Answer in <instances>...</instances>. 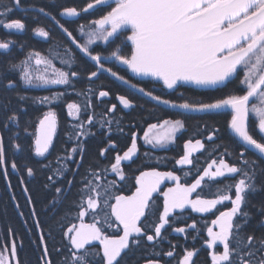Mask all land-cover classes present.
Listing matches in <instances>:
<instances>
[{
    "label": "snow or ice",
    "instance_id": "obj_1",
    "mask_svg": "<svg viewBox=\"0 0 264 264\" xmlns=\"http://www.w3.org/2000/svg\"><path fill=\"white\" fill-rule=\"evenodd\" d=\"M98 5L106 14L93 19L90 25L81 26L80 35L87 37L84 42L58 19L78 18L81 13L96 10ZM18 11H31L34 19L47 17L91 62L90 69L81 72L73 67L75 54L70 47L63 50L64 56L70 58H60V63L67 66V70H62L53 62L56 57L27 50L23 43L9 38L12 30L22 33L27 29L25 20L15 16ZM86 28L90 30L85 31ZM0 30L4 32L0 36V93L4 94L0 95V175L11 190L9 169L17 174L23 172L29 178L34 177L37 170L47 173L44 187L54 192L44 208L53 216L54 227L49 229L48 236H52L56 227L62 233L61 243L52 245L57 255L53 260L40 221H34L36 228L41 230L39 264H129V258L142 248L146 252L144 264H195L194 257L199 249L185 248L177 256V245L166 234L169 229L185 234L188 228H197L195 221L186 227L175 226L181 217L174 214H184L189 208L194 213H208L214 209L219 212L211 220L212 227L206 229V247L211 250L209 264H264V231L259 235L256 231L264 229V0H90L82 8L64 7L55 13L42 5H25L24 0H7L0 6ZM32 31L45 40L51 39V31L43 26H35ZM98 41L111 46L107 55L102 56L92 47ZM128 42L130 54L124 51ZM13 48L27 54L23 59L15 58ZM56 56H60L58 50ZM33 61L36 69L44 66L43 72L33 68ZM106 61L123 68L132 77L161 82L162 88L176 98H166L132 83L118 75L113 67L106 66ZM104 74L142 94L154 102V107L163 105L180 110L161 123L149 124L144 140L153 147L172 143L176 134L186 128L185 121L192 113H224L225 130L238 138L239 143L235 144L237 163L224 158L233 154L224 149L223 155L198 170L190 183H181V177L172 171L153 169L140 171L135 176V191L131 195L114 194L112 190L117 180L108 177L114 174L119 181L126 179L121 164L122 161L131 162L136 155V137H132L131 146L123 155H115L114 162L104 164L95 160L83 174L80 173L87 150L84 141L95 135L85 129V119L88 125L98 124L101 129L105 124L109 127L112 124L111 119L94 120L92 114H87L93 107L88 96L92 88L76 92L77 96L85 97L83 105L66 103L67 115L76 122L66 130V147L54 160L49 159L58 127L57 112L51 105L65 93L27 95L18 89L64 85L76 91L75 82L86 79L94 84ZM188 85L220 91L221 95L209 101L186 98L181 89ZM9 92L15 96V107L7 97ZM108 96V91L98 92V98ZM117 99L124 109L134 106L124 95H118ZM28 104L37 106L40 112L35 119L28 118ZM116 109L117 105L112 104L107 112L114 113ZM82 110L87 114L85 119L80 117ZM250 113L255 117L254 126H250ZM178 116L183 118H176ZM219 132V128H214L206 133L207 141L215 143ZM106 136L107 147L99 151L104 159H107V152L117 147L111 140V133ZM6 141L13 159L8 157ZM229 142H232L231 137ZM183 147L184 154L176 163L193 165V151L204 149L205 144L200 139L195 143L189 140ZM18 159L23 163H18ZM225 177L231 180L223 185L217 182ZM166 180L174 182V186L165 191L161 185ZM19 183L28 205L32 206L33 199L23 175ZM74 184H78L76 197L64 207ZM205 187L216 198H201L197 190ZM160 196L163 197L162 210L156 203ZM257 196L261 198L254 203L253 198ZM12 200L16 201L14 194ZM226 201L230 203L228 210L217 209V205ZM16 208H20L18 202ZM30 211L33 217L37 216L34 206ZM19 215L23 217L24 213ZM86 216L91 217V222L85 221ZM108 229L115 234L110 235ZM164 242L168 243L169 250L157 251ZM217 245L222 246V252L216 250ZM0 264H21L15 239L10 246H0Z\"/></svg>",
    "mask_w": 264,
    "mask_h": 264
},
{
    "label": "trees",
    "instance_id": "obj_2",
    "mask_svg": "<svg viewBox=\"0 0 264 264\" xmlns=\"http://www.w3.org/2000/svg\"><path fill=\"white\" fill-rule=\"evenodd\" d=\"M90 0H24L25 5L36 4L42 5L48 8L52 12H57L64 7H77L82 8ZM7 3V0H0V6ZM110 10V9H108ZM106 14V11L102 9L101 6H96V10L90 9L87 13H81L78 18H60L61 23L77 37L79 41L82 42V36L80 35L81 26L90 25L93 19H99L102 15ZM15 16L24 19L27 24V29L22 33H16L12 31L9 38L20 41L24 44L27 50H38L42 55L56 57L54 59V64L61 68L62 70H67L66 65L60 63V58L69 59V56H64V48L70 47L74 56L73 67L81 72H85L90 69L91 62L71 45V42L61 32L58 28L52 25V22L44 16H39L34 19V13L31 11L22 12L18 11ZM35 26H43L51 31V39L45 40L35 36L32 29ZM90 30L86 28L85 31ZM130 34V33H127ZM3 30H0V36H3ZM100 54L107 55L108 51L111 50L110 45L99 44L95 45ZM105 49L106 51H100ZM131 45L128 42V46L124 49L126 53L130 54ZM57 50L60 56H56ZM15 58L23 59L27 54L26 51H22L18 48H13ZM106 66L113 67L114 71L118 72V75L124 76L126 79H130L132 83H138L140 86L145 87L146 90H153L155 94L162 95L166 98L175 99L176 96L172 95L169 90L162 88L161 82L151 81V78H139L132 77L129 72L121 67H117L111 61H106ZM118 63V62H117ZM13 79L16 77L13 75ZM88 88H92L93 92L88 93L91 99L93 107L88 110L87 114H92L94 120L100 119H111L112 124L109 127L105 124L104 128L101 129L99 125L90 126L87 124L85 116L87 115L83 110L80 114L81 119H85V129L90 130L95 133L93 136H89L84 142L86 144V153L83 160V165L80 168V173L83 174L88 165L95 161L100 160L104 164H110L114 162L116 154L123 155L131 146L132 137L135 135L137 143V153L133 157L131 162H123L121 167L126 173V179L124 181H119L118 177L110 175L109 180L115 178L117 180L116 187L112 190L116 195H131L135 191V176L139 175L140 171H172L175 175L181 177V183H190L193 178L198 175V170L203 169L211 162L212 159H219L224 152V149H228L233 154L225 156L224 158L232 163H237L235 154V144L238 141L232 136L230 130H225V114L224 113H192L190 118L186 119V128L181 130L176 134L173 143L168 147H161L159 149L151 148L143 143L144 132L147 131L149 124L151 123H161L163 119L172 117L174 114L179 113L173 109L166 108L163 105L154 107V102H151L148 98L143 97L142 94L134 92V90L129 89L128 85H124L122 82L117 81L115 78L108 74L100 76L94 84H90L86 79H80L75 82V90L68 86H57V87H40V88H24L18 89L27 95H51L57 92L65 93L61 99L51 105L53 110L57 112L58 127L57 135L54 137L53 148L50 149L49 159L54 160L58 153L66 147L65 141L66 130H68L71 123H75L72 118L67 115L66 103L76 102L83 105L84 96H77L76 92L87 91ZM100 90H105L109 92L108 97L98 98V92ZM186 98L196 99V100H214L216 97L221 95L220 91L211 89H198L195 86H185L181 89ZM243 94V93H241ZM0 95H4L0 93ZM118 95H124L127 99L133 102L134 106L130 109H124L119 100ZM178 95V94H177ZM8 99H11L12 106L15 107L17 101L12 92L7 93ZM112 104L117 105V109L114 113L107 112V109L111 107ZM142 105V106H141ZM43 107V106H40ZM28 108V118L35 119L40 112L37 110V106L31 104L27 105ZM44 111L47 108H43ZM183 118V117H176ZM230 119V115L227 117ZM120 123L117 124L116 122ZM255 125V118L250 116V126ZM214 128H219L218 138L215 143L207 141L206 133H211ZM122 129V130H121ZM111 133V140L115 142L116 149L107 152L105 155L107 159L99 156V151L103 147H107V136L106 133ZM253 135L258 138V134L253 131ZM229 137L232 138V142H229ZM30 140L31 137H28ZM200 139L204 144L205 148L201 149L192 154V159L194 161L193 165H179L176 163L184 154V143L191 140L195 143V140ZM6 150L9 159H13L12 150L8 146L6 141ZM147 153V155H145ZM246 155H249L246 153ZM18 163H23L21 159L17 160ZM39 169L38 165H34ZM185 172L188 175L185 176ZM23 175L25 179V186L28 187L29 193L33 199V205L35 207L37 216L33 217L31 215L30 207L27 203L26 196L22 190L23 186L19 183L20 176ZM47 173H41L37 170L34 177H27L25 173L20 174L14 173L9 169V179L12 184L11 190L7 186V182L4 180L3 176L0 175V246L8 244L10 246L11 241L15 239L17 244V253L21 264H39L38 257L40 256L39 235L41 230L43 234L47 237L48 244L51 251V256L53 260L57 259L55 248L52 245H59L62 241L61 230L56 227L53 231L52 236H48V231L51 227H54L53 216L50 212H45L44 208L48 200L54 195V192L45 189L44 184L47 183L46 180ZM79 179V178H77ZM231 180L230 177H225L219 179L217 182L223 185ZM168 184V183H167ZM78 184H74L72 192L69 194L68 200L65 202L64 207L76 197V189ZM166 186L161 187L162 190ZM201 194V198L211 199L216 198L214 194H210L208 188H203V190L198 189ZM215 192V190H213ZM13 194L16 196V201L12 200ZM230 195L232 193H229ZM196 194H193L195 198ZM261 196L253 198V202H257ZM19 203L20 208H16V203ZM114 202V201H113ZM160 209L162 210L163 197L160 196L156 201ZM230 208L229 202H224L221 205H217V209L224 211ZM20 212L24 213V216L19 215ZM219 212L214 209L212 212L208 213H194L191 209H186L184 214L176 213L174 215H180V219L176 221L175 226L186 227V225L191 224L193 221L196 222L197 228L195 230L188 228L185 234H178L171 232L170 229L166 232L168 239L175 245L176 255L180 256L185 248L199 249L198 254L194 257L195 264H209L210 256L209 252L211 250L207 249L206 242L208 240L207 227H212L211 220L215 219ZM39 220L41 224V230H38L35 225V220ZM26 221V223H25ZM86 222H91V217H85ZM78 222V221H77ZM9 229H11V235L9 234ZM214 231L218 229L214 228ZM251 226L249 231H251ZM108 233L115 234L112 229L107 230ZM257 235L264 229H257ZM185 236L187 238H185ZM195 237V238H194ZM35 241V243H34ZM147 242L145 241V244ZM163 251L169 250V245L164 242L160 245V249ZM150 250V248H149ZM217 251L222 252V246L217 245ZM146 256L145 249H140L135 256L129 258V264H144V258ZM153 259H163L167 260V257H151Z\"/></svg>",
    "mask_w": 264,
    "mask_h": 264
},
{
    "label": "rangeland",
    "instance_id": "obj_3",
    "mask_svg": "<svg viewBox=\"0 0 264 264\" xmlns=\"http://www.w3.org/2000/svg\"><path fill=\"white\" fill-rule=\"evenodd\" d=\"M65 18H67V17H65ZM68 19H71V18H68ZM12 31H15V30H12ZM130 33V32H129ZM36 36V35H35ZM36 37H38V36H36ZM38 38H41V37H38ZM41 39H45V38H41ZM87 39V37H85V36H82V42H84L85 40ZM99 44H104L103 42H97V44L96 45H99ZM95 45H93L92 47H94ZM32 64H33V68L36 70V71H38V72H43V69H44V66L43 65H41V66H39V69H36V66H35V62L33 61L32 62ZM57 86H62V85H49V86H46V87H57ZM121 105V104H120ZM122 107H123V105H121ZM250 116H252V117H254V115L253 114H251L250 113ZM71 118V117H70ZM255 118V117H254ZM143 143L145 144V145H147V146H149V147H151V148H155V149H159V148H161V147H153L152 145H150V144H147L146 142H145V140H144V137H143ZM173 143V142H172ZM172 143H169L167 146H165V147H168V146H170ZM195 152H197L196 150H194L193 151V153H195ZM123 162H125V161H122V163ZM168 183V184H167ZM167 185V187H173L174 186V182H172V181H164V183L161 185V187H164V186H166ZM167 187H165V191L167 190ZM200 214H203V213H200Z\"/></svg>",
    "mask_w": 264,
    "mask_h": 264
},
{
    "label": "water",
    "instance_id": "obj_4",
    "mask_svg": "<svg viewBox=\"0 0 264 264\" xmlns=\"http://www.w3.org/2000/svg\"><path fill=\"white\" fill-rule=\"evenodd\" d=\"M173 110H175V111H178V112H180V110H178V109H173ZM231 133V132H230ZM232 136H233V134H232ZM234 137V136H233ZM235 138V137H234ZM237 141H238V138H235ZM239 143V142H238Z\"/></svg>",
    "mask_w": 264,
    "mask_h": 264
}]
</instances>
